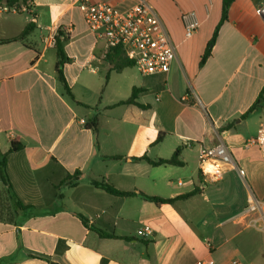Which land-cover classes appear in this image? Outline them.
<instances>
[{"label":"crops","instance_id":"0c3cea01","mask_svg":"<svg viewBox=\"0 0 264 264\" xmlns=\"http://www.w3.org/2000/svg\"><path fill=\"white\" fill-rule=\"evenodd\" d=\"M103 1L124 10L140 0ZM143 1L175 47L176 58L161 76L144 77L134 67L111 71L103 39L87 28L73 0H30L20 12L0 3V40L19 35L36 16L35 29L22 42L0 44V153H7L14 195L0 179V264H195L207 257L231 264L234 255L257 264L255 235L264 230L249 224L244 199L249 193L264 199V165L258 148L244 144L264 121V100L247 113L264 93V20L254 14L264 0H233L202 67L221 0ZM183 13L198 21L189 39ZM59 33L66 36L62 72L74 101L55 69L51 43ZM134 87L144 89L135 102L145 108L117 105ZM96 113L97 146L85 128ZM12 142L22 149L8 153ZM199 143L228 148L244 170L242 190L234 185L241 177L235 169L226 168L218 182L203 180ZM178 148L181 166L135 160L169 159ZM75 171L79 182L70 187L63 181ZM92 181L162 199L199 191L159 205L140 196H112ZM15 200L27 207L17 209ZM91 227L118 239L100 238ZM144 227L151 233L141 237L137 232ZM58 244L65 247L61 253Z\"/></svg>","mask_w":264,"mask_h":264},{"label":"built area","instance_id":"2783aa9c","mask_svg":"<svg viewBox=\"0 0 264 264\" xmlns=\"http://www.w3.org/2000/svg\"><path fill=\"white\" fill-rule=\"evenodd\" d=\"M73 1L81 12L87 28L103 39L105 54L112 48L121 47L127 59L144 77L164 75L170 70L176 58L175 47L160 17L147 2L140 0L124 10H118L103 0ZM254 14L264 20V4L258 5L254 9ZM181 22L184 37L191 38L198 28L196 17L193 13H183ZM54 43L55 41H52V46ZM186 145L190 146L189 143ZM248 146L258 148L264 165V121L259 124L256 136L244 144V147ZM198 162L201 177L210 183L220 181L226 168L235 169L241 177L244 176V170L237 166L228 148L222 143L211 147L199 143ZM245 213L252 216L249 221L251 226L264 230V199H258L249 193ZM150 233L148 227L137 232L141 237ZM195 264H214V260L207 257ZM231 264L239 263L233 261Z\"/></svg>","mask_w":264,"mask_h":264},{"label":"trees","instance_id":"16d2710c","mask_svg":"<svg viewBox=\"0 0 264 264\" xmlns=\"http://www.w3.org/2000/svg\"><path fill=\"white\" fill-rule=\"evenodd\" d=\"M29 1L30 0H0V3H2L3 7L6 8L7 10L13 9L17 12H20L22 7H29ZM232 2H233V0H221L220 18H219L217 25L215 26V28L213 30V33H212L210 39L208 40V42L205 46L203 54L200 57L199 67H202L204 65V63L206 62V60L208 59V57L210 56L212 47L214 46L216 38H217L218 30L221 27V25L227 21L228 10H229ZM35 24H36V16L31 15L30 21L24 27V29L22 30V32L19 35H17L16 37H13L11 39L0 40V44L22 42L35 29V26H36ZM65 41H66V36L61 34V33H59L55 37L54 48L56 50V57H57L55 69L57 72L58 80L61 83L65 93L71 98V100L74 101L73 95L70 91L69 86L66 83V80H65L63 72H62V68H63L64 63H66L68 61V59L65 56L64 49H63V45H64ZM105 61L110 65V70L114 71L116 73H120L125 68L134 67V64L130 60L127 59V57H126V55L123 52L121 47H115V48L110 49L105 55ZM143 91H144V89L142 87L132 88L130 97L125 101L119 102V104H117V105L134 104V105L138 106L139 108H142V109L145 108L144 106L139 105L135 102L138 94L142 93ZM262 100H264V93H262L261 96L259 97V99L255 101V103L250 107V109L248 110L247 113L251 112L259 103L262 102ZM76 103L78 105L84 107L88 111H95V108L94 109L89 108V107L83 106L82 104H80L78 102H76ZM228 127H230V126H228ZM85 128L92 132V134L95 137V145L97 146L96 136H97L98 131H99L98 130L99 129V118H98L97 113L92 115L91 118L87 119L86 124H85ZM21 149H22L21 144L16 143V142H12L8 153L12 152V151H20ZM180 151H181L180 148L176 149L174 151L173 155L169 159L150 160L147 157H141V158H138L135 160L145 161L147 164H149L150 166H153V167H158V166H163V165L181 166L182 163L179 161ZM6 155H7V153H4V154L0 153V179L7 186L8 192L10 194L12 188H11L9 178H8V175L6 172V164H5ZM111 159H120V158L119 157H111ZM79 178H80V172L75 171L72 175H67L63 182L64 183L70 182V187H74L78 184ZM91 185L94 186L95 188L103 190L104 192H106L112 196H116V197L140 196V197H142L148 201H152L153 203L159 204V205L171 204L175 200H185V199L195 195L199 191L198 189H194L191 192H189L185 195H182V196H178L175 199H162V198H157V197H147L144 194H142L141 192L135 193V192L120 191V190L114 189L113 187L109 186L108 184H104V183L96 182V181H92ZM13 197H14V195L10 194V198L13 199ZM14 203H15V206L17 209H24L27 207V206L23 205L18 200H15ZM78 218L80 219V221L82 222V224L84 226H87V221L82 216H78ZM91 229L100 238L118 239L114 235L104 233V232L97 230V229H94L92 227H91ZM122 239H126V238H122ZM63 249H65V247H60V245L58 244L57 248H56V252L61 253L63 251Z\"/></svg>","mask_w":264,"mask_h":264},{"label":"rangeland","instance_id":"374dc122","mask_svg":"<svg viewBox=\"0 0 264 264\" xmlns=\"http://www.w3.org/2000/svg\"><path fill=\"white\" fill-rule=\"evenodd\" d=\"M133 69H135V67H134ZM138 74H139V73H138ZM139 75H140V74H139ZM243 177H244V176H243ZM243 177H237V179H234V183H235L234 185H235V187H236L237 189H239V190H242V188L240 187V182L243 184V180L241 179V178H243ZM244 200H246V198H245ZM244 236H245V234L242 235V238H243ZM255 236H256V238H257L258 241H259V245H260L259 250H260L261 253H262V252H264V235L258 233V235H255ZM238 242H240L239 238H238V239H234L233 242H232L231 244H233L234 247H237L236 244H237ZM261 253H260V254H261ZM260 254H258L257 264H264V259H261V255H260ZM231 261H238V262H240V263H242V264H250V261H249V260H245V259H243L242 257H240L239 255H234L232 258H230V262H231Z\"/></svg>","mask_w":264,"mask_h":264},{"label":"water","instance_id":"95a60500","mask_svg":"<svg viewBox=\"0 0 264 264\" xmlns=\"http://www.w3.org/2000/svg\"><path fill=\"white\" fill-rule=\"evenodd\" d=\"M51 264H53V263H51Z\"/></svg>","mask_w":264,"mask_h":264}]
</instances>
